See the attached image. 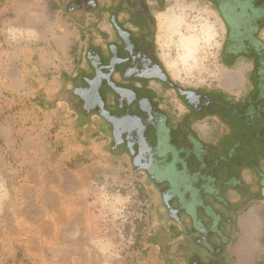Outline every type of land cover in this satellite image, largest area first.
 <instances>
[{
  "label": "rangeland",
  "instance_id": "1",
  "mask_svg": "<svg viewBox=\"0 0 264 264\" xmlns=\"http://www.w3.org/2000/svg\"><path fill=\"white\" fill-rule=\"evenodd\" d=\"M61 6L0 0V264H185L181 241L157 216L158 192L112 149L102 120L81 118L66 99L90 68L81 58L85 67L74 74V52H57L52 33L88 45L80 39L87 27ZM155 11L173 79L238 95L239 73L222 61L225 27L215 6L166 0ZM236 219L230 264H264V191Z\"/></svg>",
  "mask_w": 264,
  "mask_h": 264
},
{
  "label": "flooded vegetation",
  "instance_id": "2",
  "mask_svg": "<svg viewBox=\"0 0 264 264\" xmlns=\"http://www.w3.org/2000/svg\"><path fill=\"white\" fill-rule=\"evenodd\" d=\"M165 1L62 0L67 16L82 24L93 17L108 26L97 36L112 37L88 48L90 73L79 75L66 99L81 118L102 120L112 149L158 192L161 225L181 241L178 259L230 264L236 216L264 191V0H207L224 23L222 61L239 73L238 95L173 79L150 6Z\"/></svg>",
  "mask_w": 264,
  "mask_h": 264
},
{
  "label": "crops",
  "instance_id": "3",
  "mask_svg": "<svg viewBox=\"0 0 264 264\" xmlns=\"http://www.w3.org/2000/svg\"><path fill=\"white\" fill-rule=\"evenodd\" d=\"M100 1H101L102 6L110 4V3L106 2L108 0H100ZM150 6H153L154 10L157 9L156 4L153 2L150 3ZM155 13H156V11H155ZM66 18L71 20L70 16H67ZM68 23L70 25L72 24V22H68ZM74 23L79 24V26L81 28L87 27V29H86L87 33L84 31L83 34H80V36H81L80 39L87 41V44H88L87 47H84L82 44L80 45V42H79V45H77L78 42H76V41H78V37L75 38L76 36H74V35L65 34V35L60 36L56 33H52L51 35L53 36L52 41L58 45L57 52L60 54L61 57H68L70 55L71 51L74 52L73 53V56H75L74 61H77L76 64L78 65V66L75 65V67L77 66L76 69L74 68L75 69L74 74H76L77 72L82 73L81 71H83V68L85 67L84 65H83V68L80 66V60H81V58H83V62H84L83 64H85L84 58H85V54H86V51L88 50V48H90V47L104 48L105 43L109 42L112 39V37H109L107 41H104V40H101V37L99 38L97 36L96 31H98V28L101 29V26H100V24H98V20L93 18V17L87 18L83 24L78 23L76 21H74ZM75 45H77V47H78L77 49H76ZM81 64H82V62H81ZM74 69H73V71H74ZM59 103L60 102H58L57 104H59ZM61 104H64V102L61 101ZM210 119H211V121H213L215 123V125H218L219 121L217 118L211 117ZM222 130H224V128H222ZM224 131H222V133Z\"/></svg>",
  "mask_w": 264,
  "mask_h": 264
},
{
  "label": "water",
  "instance_id": "4",
  "mask_svg": "<svg viewBox=\"0 0 264 264\" xmlns=\"http://www.w3.org/2000/svg\"><path fill=\"white\" fill-rule=\"evenodd\" d=\"M95 96H96V94L99 96V88L97 87V86H95ZM91 99H92V97H91ZM96 102L97 100L96 99H92V102ZM104 107V105H103V102H102V108ZM101 116L102 117H104V118H106L107 120H108V118L106 117V115H105V113L104 112H101ZM109 121V120H108Z\"/></svg>",
  "mask_w": 264,
  "mask_h": 264
}]
</instances>
